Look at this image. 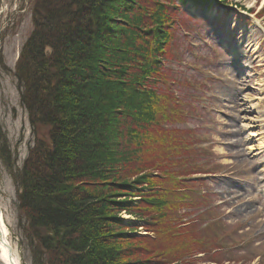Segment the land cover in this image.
<instances>
[{"label":"trees","instance_id":"obj_1","mask_svg":"<svg viewBox=\"0 0 264 264\" xmlns=\"http://www.w3.org/2000/svg\"><path fill=\"white\" fill-rule=\"evenodd\" d=\"M176 4L34 1L35 29L17 78L21 103L44 136L17 171L0 139L32 264H195L202 253L221 264L228 254L220 252L225 235L204 180L194 179L220 167L196 165L206 150L201 138L192 143L194 131L158 126L186 123L189 113L171 90L185 84L168 64L177 60ZM121 212L147 234H136L139 226Z\"/></svg>","mask_w":264,"mask_h":264},{"label":"rangeland","instance_id":"obj_2","mask_svg":"<svg viewBox=\"0 0 264 264\" xmlns=\"http://www.w3.org/2000/svg\"><path fill=\"white\" fill-rule=\"evenodd\" d=\"M34 1H0V139L6 137L16 171L45 131L36 133L33 128L17 78L23 47L35 29ZM173 1L181 15L185 12L182 18L189 23L185 26L189 33L185 37L179 29L177 42L170 43L177 58L168 63L170 70L177 82L185 83L174 82L171 90L189 114L186 123L159 120L158 126L194 131L192 143L201 138L206 150L196 165L220 167L214 178L196 179L204 180L200 188L216 207L220 220H215L225 235L220 252L228 254L221 257V264H264V0H227V7L219 6L220 0H200L195 7L191 1ZM0 200L19 262L32 264L18 227L17 187L1 156ZM119 215L139 226L136 234H147L143 223L125 212ZM198 230L205 239L207 230ZM209 232L216 236L213 228ZM205 256H194L195 264H217L206 262Z\"/></svg>","mask_w":264,"mask_h":264},{"label":"bare ground","instance_id":"obj_3","mask_svg":"<svg viewBox=\"0 0 264 264\" xmlns=\"http://www.w3.org/2000/svg\"><path fill=\"white\" fill-rule=\"evenodd\" d=\"M193 4V3H192ZM197 6L194 4V7ZM6 207L0 200V263L1 264H20L16 250L9 240V225L5 217ZM130 218L125 216V219Z\"/></svg>","mask_w":264,"mask_h":264}]
</instances>
